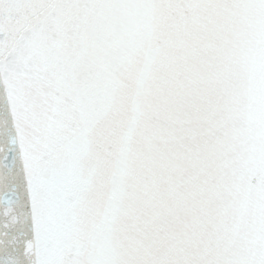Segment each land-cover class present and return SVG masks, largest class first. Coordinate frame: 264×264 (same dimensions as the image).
Here are the masks:
<instances>
[{
  "label": "snow or ice",
  "instance_id": "snow-or-ice-1",
  "mask_svg": "<svg viewBox=\"0 0 264 264\" xmlns=\"http://www.w3.org/2000/svg\"><path fill=\"white\" fill-rule=\"evenodd\" d=\"M0 264H264V0H0Z\"/></svg>",
  "mask_w": 264,
  "mask_h": 264
}]
</instances>
